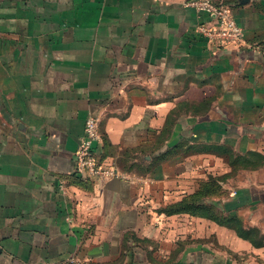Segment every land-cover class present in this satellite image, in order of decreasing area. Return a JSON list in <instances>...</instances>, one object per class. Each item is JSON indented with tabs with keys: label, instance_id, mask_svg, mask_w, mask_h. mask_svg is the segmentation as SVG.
Listing matches in <instances>:
<instances>
[{
	"label": "crops",
	"instance_id": "0c3cea01",
	"mask_svg": "<svg viewBox=\"0 0 264 264\" xmlns=\"http://www.w3.org/2000/svg\"><path fill=\"white\" fill-rule=\"evenodd\" d=\"M186 1L0 0V264H264V0H214L226 48ZM91 115L104 182L76 172ZM225 176L199 205L257 235L166 212Z\"/></svg>",
	"mask_w": 264,
	"mask_h": 264
},
{
	"label": "built area",
	"instance_id": "2783aa9c",
	"mask_svg": "<svg viewBox=\"0 0 264 264\" xmlns=\"http://www.w3.org/2000/svg\"><path fill=\"white\" fill-rule=\"evenodd\" d=\"M184 6L200 15L207 16L209 21L198 27V32L212 44L226 48L239 46L244 42V29L237 23L232 7L214 0H187ZM94 143H102L99 133V118L89 116L86 119L84 133L75 152L76 172L99 181H106L116 174L106 166L94 149ZM66 264H81L78 259L70 258Z\"/></svg>",
	"mask_w": 264,
	"mask_h": 264
},
{
	"label": "trees",
	"instance_id": "16d2710c",
	"mask_svg": "<svg viewBox=\"0 0 264 264\" xmlns=\"http://www.w3.org/2000/svg\"><path fill=\"white\" fill-rule=\"evenodd\" d=\"M218 3H222V2H218ZM223 4L231 6L230 4H227V3H223ZM256 156L257 155H252L249 158L236 157V158H234V160L231 159L230 165L234 169L238 165H241V167H255L254 166L255 163L260 161ZM99 159H100V157H99ZM216 183L217 182L213 180L210 183H208L207 185H205L204 192L199 193V195H197V199L191 198V199H189V202L183 201L182 203H179V204H176V205L170 207L169 209L166 210V212L168 214H179V213L196 214L197 213V214L204 215L205 217L209 218L210 220L216 222L217 224H219L221 226H225L227 228L235 230L237 232V234L244 239H249L250 236L253 234L257 235V232H255L254 230L246 231L243 227V224L239 220L232 219V218L220 217L216 213V210L215 209L213 210L207 204L199 205V201H200L199 196L201 194L206 198L207 196H209L213 192L216 193L218 191L219 187H217ZM253 242H254V240H253ZM254 244L256 246H261L263 243L261 240V242L255 241Z\"/></svg>",
	"mask_w": 264,
	"mask_h": 264
},
{
	"label": "rangeland",
	"instance_id": "374dc122",
	"mask_svg": "<svg viewBox=\"0 0 264 264\" xmlns=\"http://www.w3.org/2000/svg\"><path fill=\"white\" fill-rule=\"evenodd\" d=\"M240 167H241V165L236 166V167H235V170L232 171V172L229 174L230 178H233V177H234V179H235V180L233 181V183L230 181L231 184H232V185H230V188H231V189H236V187L240 185V182H238V180H239V177H242V175H243V173L238 172V168H240ZM238 175H240V176H238ZM237 176H238V177H237ZM220 179H221V180H220ZM220 179H219V181H220L221 185H219V189H218V190H220L221 192H223V191L226 190L225 188H223V183H225V182L227 181V176H225V177H220ZM221 195H222V194H221Z\"/></svg>",
	"mask_w": 264,
	"mask_h": 264
}]
</instances>
